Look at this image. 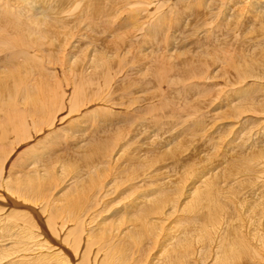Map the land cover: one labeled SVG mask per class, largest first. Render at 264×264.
<instances>
[{
  "label": "rangeland",
  "instance_id": "374dc122",
  "mask_svg": "<svg viewBox=\"0 0 264 264\" xmlns=\"http://www.w3.org/2000/svg\"><path fill=\"white\" fill-rule=\"evenodd\" d=\"M156 1L158 2V0H156ZM200 1L202 2V4H201V2H199V0H161L160 6L156 9H154L155 14H158V15L166 12L167 21L169 20L168 21L169 23L166 22V24L164 25V28H163V36L166 39L163 42L164 43L169 42L167 45L170 48L168 46L163 45L162 47H164V48L160 49V47H158L157 44L154 45L156 42L153 43L152 45H150V44L144 45V43H143L142 46H141V44L139 46L138 45L136 46L135 44H137V41L132 40V41H128L126 46H123V48H126V47L128 48L126 52H129V50H131V52L128 55H127V53H124V52L119 53L116 51L119 54V59H123V64H125L121 68V69H123L124 73H125L126 69L128 71V72L126 71L127 74L134 71V69H135L137 60L133 59L132 56H136V55L142 56V57H139L142 60H140V59L139 60L142 62V65L144 63V65H143L144 69H141L140 67L135 69L136 72H138V73L140 72L138 75L136 73V75H137L136 77H137V79L139 78L140 80L138 79V81H141V82H136V84L134 82H131L132 85H130V87L128 88V91H125V95L122 94L123 95L122 98L118 97L117 94L119 93V89L116 86H118V83L120 82L119 80H123V79H121V77L124 79H128L130 75L125 74L126 75V77H125L124 73L121 72L122 70L118 69V71L120 70L118 72L117 68H115V70L110 72V74H109L110 79H112V81H114V83L112 81H111L112 83L109 81L107 82L104 89L100 93V98L102 96L101 99H98L99 95H96L97 97L95 96L96 98L93 99L92 103L91 102L88 103V99L86 101L85 100L86 98H84L82 100V102L77 104L78 106H73L71 99H72V95L74 94L75 91H73V93H71V91L73 90V87H74V81H77L76 75H77V77L79 76L76 73L75 69L72 70L70 67H67L65 65L66 63L61 64V62H60L59 65H61V68H59L58 65L57 66L54 65L52 67L51 63L49 64V62L48 63L44 62V64H43V61H42L43 66H45V67H43V66L42 67L45 69L47 74L48 73L49 74L55 73L56 68H57L56 74H57V72L58 73L62 72V73L57 74L58 75L57 77H52V79H51V75H52L51 74L50 79L48 78L49 81H47L46 85H44V86L48 85L47 87L50 89V87L53 86V83H56L55 86L57 88H60V86L57 84V82H58L61 85V89L64 91V93L61 92V94H63V95L67 94L64 96V101L62 100L64 104L62 103L61 105H59V106L63 105L62 106L63 108L57 112V115H60L59 118L62 116L63 119L60 120V122L58 121L57 123H54V125H52L50 122L51 117H52V115H51L52 112L51 113L48 112L47 120L44 121V123H43L44 125L42 124L40 126L41 130L39 129V126L30 125V128H31L30 134L28 137H26V140H27V138H29L28 141H26L25 138L21 139V141H20V139H15L14 141H12L14 144L17 143V145H15V146L12 142H11L12 144H10L11 146H9V143L4 145V146L0 145V149H1L0 151L2 154L1 155V158H2L1 161L3 160V158H5L7 156L5 158L6 160L4 159V162L2 161V163H0V165L2 164V166H4L3 168H5V169L2 168V170H1L2 173L0 174V193H1L0 194V201L4 200L5 196L2 195V193L3 192L5 193V188H8V189H12V190L14 189L13 191H15L16 193L20 191L19 193H17L18 194L17 199H18L19 204H20L18 207H20V208H22L21 206H23V207H27V206L37 207V205H39L38 206L39 209L37 208V211L39 213V218L41 220L40 225L42 226V228L44 227L42 229V231H39V233H41L40 236L42 237L41 238L42 240H44L45 238L49 239L48 236H51L52 238H55V239H57L56 237L60 238V236H62V234H64V232H63L64 230H66V229L70 230L71 229V231H69V233L72 234L74 231V235H76L77 237H79V234L82 233L81 235L82 236L85 235V237H86L85 239L90 240V243H92L94 245V247L96 246L100 251H101V249H100V247H101L102 250H104L105 252H107V250H109V249L112 252H115L116 258L124 261L125 264H141L142 260H143L142 264H155V261H154L155 259H153L152 255L156 251V248H153V246L155 245L154 242L156 241L155 238L157 237L158 230H160L159 227H162V225L164 224L163 228L166 229L168 226H170V224L172 223V220H174V218L176 220V226L175 227L180 230V231H178V234L180 237L177 239L178 244L176 245V246H178V247H176L177 257L179 256V257L183 258V256L185 257V255H186L185 258H188V256H189L188 252H189L190 248H194V249L198 248V249H201L202 251H203V247H201V246H205L204 248H208L211 245L210 247L213 248L212 244H214V239H216V236H218L217 237L218 242H219V240H223L224 237H226L225 231L226 232L228 231L229 237H232L234 235L232 238V241L229 242L231 245H232V243H234V241L236 242V239H237L236 237L240 236L239 239L241 240V237L244 235V233L242 232L243 231V228H242L243 217L240 218L239 217L240 215L239 216L237 215V213H239L237 211L239 208H238V205L236 204V201H238L242 198H243L242 200H244L246 198H247V200L252 199L251 200L252 202L250 201L248 205H245V206H250V208H249L250 212L249 211L246 212V214L248 213L249 215H245L244 224L247 223V221H248V223H250L251 221L257 219V217L263 213V211H264V190H262V189H264V181H261L260 179L257 180L254 177V175H251V174L250 175L242 174L241 182L239 183V186H238L240 188L242 187V190L236 191L237 193L234 195V197H236V198L233 197V200L235 202L231 198L230 199L228 198L229 199V200L227 199L228 201L227 200H225L224 202L222 201L223 205L226 204L225 206H223V208H219V207H221L220 202L215 203L217 206L214 205V208L216 207L217 209L216 208L214 209L212 206H211V208H210V206L207 207L205 202H203L202 205H200V207L202 206L201 208L200 207L196 208V206H198L200 203L197 204V201L196 200L194 201L195 198H193L194 197L193 196V197H190L188 199V200H190L189 203L187 204L188 206L187 205H185V206L181 205L179 207V210H177L175 213H172L173 215H171V217H170V215L163 216V218L165 217L164 218L165 222L163 221L162 216H158L159 218L161 217V219L153 218L152 222L141 221V222H138L137 224L135 223V225L132 224L134 222L129 224L130 220H127L128 215L126 216V213H123V215H122V211L120 212L121 206L129 200V197H133L134 194H138L143 190L142 189L143 186L142 187H140V186L144 185L145 183L143 181L140 182V180L142 178L141 176H143L147 172L152 171L151 172L152 173V179H150V181H152V182L158 181L157 182L158 184L155 183L154 185H159L160 181L164 180V182H163L164 185H161V187H157L155 193H154V191H152L153 196L157 198L156 202L160 201L163 203V201H165V199L168 196H174V198H176L178 195H181L182 192L185 191L187 185L192 181V179L190 177L193 173L191 169H193L194 164L195 165L197 164L199 166L198 163H205L206 162L205 160L207 159L206 157L208 155H210V156L214 155L215 156L218 153L217 158L219 159L218 163L220 164L218 166L219 167L218 172L222 173V174H220V173L215 174L216 175L214 177L215 179H212L210 182H212V181L215 182L217 180V178L220 181L221 176L224 174L226 169L229 170L233 166L236 168L237 164H239L241 166H243V164H244V166H245L246 163L250 162V159H251V161L255 162L256 161V160H254L255 158H258L260 156H264V151H263L264 148H262V149L257 148L260 146V145L258 146V144H256V146H252V145H248L246 143L243 144L241 142L240 143L239 142L238 143L233 142L231 144H228L230 146V147L228 146V149L226 148V145L224 144L226 141V138H229V136L232 135V133L234 135L233 130H235L238 121H240V119H242L243 116L245 117V116L249 115V116L255 118L254 114L247 113L248 110L245 112H242V108H241V106H243L244 103H248L246 101H249V103L254 102V100L256 99V96L258 97V99H260L259 96L264 92V89H262L264 87V82H262V84H259V83H261L260 80L255 81V78L257 76L255 77V75H253V77L250 78L251 75H248V74L254 73L252 71L250 73H248L247 75H244L247 77L243 76V79H242V77L235 78L234 80H236L237 82L235 84L234 83L232 84L231 82H233V81H231L229 79V77H227L225 75L223 76L222 73L210 75L211 69L218 66V64L213 63L209 68H207L208 71L205 70L206 72H203V73L197 75L196 77H195V75H191L185 80L187 82H184V86L187 85V87H189V91H187L188 92L187 93V97H188L187 99L190 101L191 107L188 106V108H184L185 110L179 109L178 114H177V112H175V113L172 112V110H169V111L167 110L168 112L167 111L160 112V110H162V109H157V110H153V111L151 109H149L150 107L153 106L152 104L159 101L160 97H158V98L155 97V94H154V92L156 93V86L155 85L146 84L145 87L144 86L141 87L142 85H140V84L143 83L142 82L143 80H141V78L143 76L146 77L148 75V72L152 70L151 66H153L154 62L156 61V59L153 58L155 54H156L155 56H159V55L171 56L172 53H173L172 55L178 54V53L181 54L180 53L181 51H182V53H187V52L189 53L190 50L194 52V49H196L195 46L197 45V41L199 40L197 38H199V37L201 38V36H204V39H205L208 35H210V29L209 28L210 27L212 28L214 26V24L216 25V23H217V25H218L217 29L215 30V33H217L216 35H218V33L221 31V29L224 28V26H225L224 24L228 23L229 20L231 19V17H234L233 15H235V16L238 15L237 18L236 17H234V18L238 19L239 23L240 22H248L249 21L248 19H251L248 16V13L250 10H252L255 7V5H256L255 1H260V3L257 2V6H259V4H261L264 7V0H255V1L254 0L253 1L252 0H248V1L247 0H229V2H228V0H223V1L219 0L220 2L219 1L217 2V0H210L209 4L207 6L210 9L208 11L207 7H204V4H203L204 0H200ZM214 1H216V2H214ZM239 1L240 2L243 1V3H245V4L248 2L247 6H249V7H246V5L243 6V4L242 3L240 4ZM157 2H155V3L159 4V2L158 3ZM148 3H149V1H148ZM155 3L153 4L154 6H156ZM195 3H196V5H195ZM251 3H253V4H251ZM152 4L151 3L147 4V2H145V0H143V2L137 3L136 5H134V7L132 6L131 9L132 10L135 9V12H134L135 16L130 15V13H129L131 11L130 9L128 12L126 11L128 16L124 12L119 11L118 12V15H119L118 18L119 19L118 18L113 19L114 21H117L116 22L117 25L114 28L116 30L117 29H119V30L114 31V32L113 31L110 32L111 35L113 33L115 34V36L117 33L120 35L127 33L128 34L127 37L130 36L129 38H131V39H135V38L139 37L140 35L137 36L136 34H139V32H141L142 30L147 29L146 28L148 25L147 21L150 20V18H148V15H145L147 12H144V11H146V8H149V10H152L153 9ZM197 4L198 5L201 4V8ZM224 4H228V5H224ZM215 5H217V6H215ZM220 6H222V7H220ZM234 6H235V8H234ZM203 7H204V12H206L203 16H206V17L209 16V14L213 15V13H215L217 11L219 12V13L217 12L218 14L213 19L214 22L211 25H208L202 17H197L195 15V12L198 10H201ZM228 7H229V9H228ZM237 7H239L240 9H241V7H243V8L240 10ZM245 7H246V10H245ZM189 8L193 9L194 11L192 12V14H191V12H188V14H187L188 18L186 19V17H184V14L182 13V11L185 9H189ZM214 9H216V10H214ZM237 9H239V11L241 13L238 12ZM243 9L245 10V12ZM138 10L140 11V13H136ZM156 10H158L159 12L157 11V13H156ZM246 11H248V12H246ZM226 12H227V14H226ZM220 13H222V14H220ZM151 14H153V11L151 12ZM224 14L226 15V17ZM245 14H247V15H245ZM215 15L216 14H214V16ZM142 16H144L145 18H143ZM149 17H152V16L149 15ZM173 17H174V19H173ZM134 19H135V21H134ZM180 19L183 21H186V20L188 21L187 23H185L186 25L183 24V29L186 30L185 32H187L188 30L190 31V29H192V26L196 25V21L201 22V20H202L204 25L201 27V29L198 28L197 31H195L194 33L191 32L192 34L189 33L188 36H184V34L182 33L183 32L182 26H181V24H179L181 21ZM224 19H227V20H224ZM127 21H128V23H127ZM121 22H123V23H121ZM118 23H119V25H118ZM81 24L84 25V23H81ZM120 24H122V26ZM141 26L142 27L144 26V27L141 31L138 32L137 29H140ZM120 28H121V30H120ZM106 33L108 34V36L106 34L105 37H108L110 39L111 37H109V32H106ZM80 35L81 34H79V36ZM78 37L76 38L77 40L75 38H74L75 40L73 39L74 45H76L75 43H77L76 48H75L76 51L78 49L81 50V46L82 47L85 46V47L89 48L88 47L89 43H87L88 40L84 39V36H80V38L78 40ZM79 42H80V44H78ZM129 43H131V44H129ZM218 43H219V41L215 40V39H212L210 41L212 48L216 47ZM160 45H161V43H160ZM63 48H64V46H63ZM151 48H152V51H151ZM44 49L41 51V55L42 56L44 55V57H46L48 54V51H47V49H46V51ZM135 49H136V51H138L137 49H140V51L136 52ZM88 50L90 52H92L91 48H89ZM144 50H145V52H144ZM63 52H66V50H64ZM157 52H158V54H157ZM145 53H148L147 54L148 57L146 56ZM118 54H117V57H118ZM152 55H153V57H152ZM128 57L130 59H128ZM146 57H147V60H146ZM125 58H126V60H125ZM127 59L130 60L131 62L128 61ZM145 60L148 62L146 63ZM152 60L154 61L153 64H152ZM140 61L137 62L138 65H139V63H141ZM128 62L130 65L135 63L134 69H133V66H130L131 68L126 67L127 65L129 66ZM83 63L81 64V66L83 65ZM126 63H127V65H126ZM149 64H152V65L150 66ZM214 64H216V65L214 66ZM62 65H63V67L66 66L67 68H63ZM142 65H141V67H142ZM147 65H149V67H147ZM124 67H125V69H124ZM65 69L68 71H65ZM85 69H87V70H85ZM88 69H91V67L90 68L84 67L83 72L84 73H86L87 71L89 72L90 70H88ZM129 69H132V70L130 71ZM138 69H140V70H138ZM149 69H151V70H149ZM37 70H34L32 75L38 74L37 76H39V77H36V78L40 79L41 74L39 75V73H42V72L41 71L38 72ZM62 70L65 72V74L67 73L66 74L67 77L65 79H64V77H65L64 72ZM141 71H144V73H142ZM34 72H36L37 74ZM73 72H75L76 75ZM132 73H131V75H132ZM141 73L144 75H142ZM207 73H209V74L207 75ZM56 74H55V76H56ZM60 75L61 76L63 75L64 77L63 78L59 77ZM139 75H141L142 77ZM46 77H44V74H43L40 81H43V79H45ZM131 77L132 76H130V79H131ZM34 78H35V76H34ZM55 78H56V80H55ZM219 78H223V79H219ZM246 78L247 79L249 78L248 79L249 81ZM115 79L117 80L116 82H115ZM130 79H128V81H130ZM219 80H220V82L218 83ZM244 80H245V84L243 82ZM131 81H132V79H131ZM222 81H224V82H222ZM45 82H46V79H45ZM212 82H214V84ZM222 83L225 84V86H229L231 84L229 86L230 89H228L229 87H227V89H226V87H224ZM228 83H229V85H228ZM257 84L259 86V89H258ZM109 85L112 86L113 91H112L111 86L109 87ZM148 85H150V86H148ZM241 86H243V88H241ZM231 87H233V88L235 87L234 89L237 88L236 89L237 91L235 90L236 91L235 92L234 89ZM108 88H111V90ZM251 89H253V90H251ZM106 90H110V91H106ZM115 90H116V94L114 92ZM22 91H21L22 95L19 92L20 95L18 96V100H19V98L21 99L20 96H23L24 92L22 93ZM117 91H118V93H117ZM218 91H219V93H218ZM255 91L257 93H259L260 95H258V94L256 95ZM104 92H105V94L102 95V93H104ZM106 92H108V93H106ZM214 92H216V93H214ZM239 92L240 93L242 92V93L240 94ZM130 93H131V97H129ZM106 94H107V96L110 94H113V95H110V97H112V98L117 97V100H112V101L109 100L111 98H107ZM120 94H119V96H120ZM68 95H69V98H71V99H68ZM152 95H154V97H152ZM237 95H238L239 99H238ZM103 96H105V98H107L106 101L108 100L109 103L105 101V98L103 99ZM243 96L246 99H243ZM253 96H255V97H253ZM261 96L263 97V95H261ZM217 97L218 98L228 97L226 99H229L230 102H235L236 100H243L242 102H244V103H242L243 105L242 104L239 105L237 103L238 101H236L234 103L236 106L233 104L236 109L234 108V110H232L230 112L231 115H233L230 117L228 116V113H222V111L218 112L219 110L217 111L218 114L216 111L208 113L209 111H211L212 104L216 103L218 101ZM247 98H248V100H247ZM67 99L71 100V101H68ZM96 99H98V102H96L97 101ZM115 101H117V102H115ZM21 102H22V100H20V103L18 102V104H20V106H21ZM25 102H27V101L24 100V103ZM48 102H50V101H48ZM82 104H84V105H82ZM237 104H238V106H237ZM53 106L54 105H52V107ZM193 106H196L200 109L198 113L192 112ZM58 107H56L55 110ZM207 107L210 109H208ZM203 109H205V110H203ZM207 110H209V111L206 112ZM235 110L240 112V115L238 117H236L237 113L233 112ZM206 113H208V115ZM2 115H3V117H2ZM71 117H72L73 121L70 119ZM77 118L80 120H77ZM4 120H5V115L0 114V124H2V122ZM46 123H48V124L46 125ZM62 125L66 126L65 127L66 129L65 130L62 129V131H61V129H58V128H60V126H62ZM244 125H247V123H245ZM52 126H54V127L57 126V127H55V129H54ZM72 126H73V129H71ZM106 126L108 128L112 129V132H110V134H107V135L101 133L102 129L105 128ZM42 128H44L43 131H46L45 133H43ZM51 129L55 133L51 132L50 131ZM32 130H33V132H32ZM38 130H40V131H38ZM68 130H69V132H67ZM56 131L58 133H56ZM230 131H233V132H230ZM31 132L33 133V135H31L32 134ZM35 132L37 134L36 137H35V135H36ZM138 132L140 134H142V137H143L141 143H138V139H137V136H138L137 133ZM38 133H40V135ZM102 136L103 137L107 136V142L103 147L100 148L97 144H93L92 146H90L88 148L87 145H84V144H86V142H90L92 139H96V138H99ZM150 136H152V137H150ZM236 137H238V139L243 140L245 138H242V137H246V136H244L243 132L241 131V132H236ZM221 141L223 142L222 148H220V145H219L221 143ZM223 146L225 148L224 151H223ZM231 146H232V148H231ZM250 146L253 147V148H251V150L249 149ZM236 147H238L239 149ZM262 147H264V145ZM7 148H9V149H7ZM246 149H247V151H246ZM11 150L13 153H11ZM232 150H235V151L232 152ZM238 150H240V151H238ZM248 150H250L252 153L250 151L248 152ZM241 151L244 152V155ZM261 151H263V152H261ZM5 152H6V154H8V152H9V155H6V154L4 155L3 153H5ZM253 152H254V154H253ZM257 152L260 153L259 156H257L258 155ZM225 153H227V154H225ZM238 153L239 154L242 153V155H238ZM198 157H199V159H198ZM228 160H230V162ZM11 163H13V164H11ZM90 165L91 166L93 165V167H91ZM98 165H100V166H98ZM199 169L200 168L198 167V170H197L198 172H200ZM32 170L35 172H31ZM153 170H156V172ZM187 170L189 172H187ZM143 171H145V172L142 173ZM154 172H155V174H154ZM158 172H159V174H158ZM23 173L26 175H24ZM30 173L33 175H31ZM38 173H40V174H38ZM156 173H157V175H156ZM186 173H188V174H186ZM36 174L40 175V176H37ZM45 174H47L46 177H45ZM185 174H186V177H184ZM42 175L44 177L40 178V177H42ZM159 175H160V177L161 176L162 177L160 178ZM35 177H37V178H35ZM167 178H169L168 179L169 181L167 180ZM4 179H5V181H4ZM130 179H132V181ZM170 179H171V181H170ZM172 179L173 180L175 179V181H173ZM19 180H21V181H19ZM16 181H17V183H16ZM23 182H24V184H23ZM166 182L169 184H166ZM210 182H207V185L205 184L202 187V189H206L208 187V185L211 184ZM34 183H37V184H34ZM140 183H141V185L138 186ZM260 183L262 184L263 187L261 186ZM93 184H94V186H93ZM170 184L172 186H170ZM202 184H201V186H202ZM36 185L39 186V188ZM109 185H111V186H109ZM19 186H21V187H19ZM35 186L38 189H36ZM176 186H177V189H176ZM99 187L101 189H98ZM135 187H138L137 190L135 189ZM179 187H181V188H179ZM238 187H237V189H238ZM257 187H259L261 190V191H259L260 194H256L253 197L251 196L250 198H248L247 194H249L251 191H253V189L256 188L255 190H257V191L259 190V188H257ZM96 188H97V191L99 190V193H97L96 190H95L96 191V193H95L94 189H96ZM172 188H173V190H172ZM16 189H18V190L16 191ZM130 189H131V191H130ZM249 189H250V191H247ZM124 190H125V193L123 192ZM134 190H136L135 193H134ZM157 190L159 191V193ZM37 191L40 193H38ZM214 191H216V190H214ZM239 191L240 192L242 191V192L240 193ZM104 192L106 193V195L104 194ZM119 195L121 198H119ZM236 195L240 196V198ZM24 196H25V198H24ZM100 196L102 198H100ZM203 196H204V194H203ZM9 197H11L10 194H9ZM107 197H110L109 198L110 200L115 201V202L111 201L114 204L111 203V205L108 207V210L110 209L108 212H111L112 209H114L113 212L114 211L117 212V213L112 212L113 215H111L112 213H109L110 216L108 214L105 215L106 212L104 213V211H103V213H101L102 211L100 210L103 203H105V200H107L106 202H110V200ZM116 198H117V201L115 200ZM67 199H68V201H67ZM101 199H103L102 203L100 201ZM69 200H71L73 202V203L71 202L72 205L69 204L70 203ZM75 200H77V201H75ZM98 200H99V203H98ZM257 201L259 202L258 203L259 205L256 206ZM254 202H256V204ZM65 203H66V205H65ZM29 204H31V205H29ZM117 204H119L120 206ZM69 205H70V207H68L67 209H69V210L71 209V211L69 212L66 208H64V210H65L64 211L63 206L67 207ZM218 205H219V207H218ZM96 206H98V207L100 206V207L98 208ZM231 206H232V208H231ZM226 207L228 208V210H226L227 209ZM73 208L75 211L73 210ZM166 208L167 207H165L164 210ZM196 209H197V211H196ZM205 209H207V210H205ZM220 209H224V210H220ZM210 210L211 211L214 210V212H216V214H213L214 212L213 211L211 212ZM83 211H84V213H83ZM182 211H183V213H182ZM220 211H222L223 214L220 213ZM223 211H225V212H223ZM209 212H211L213 214L214 218L216 217L219 220H217L216 218L213 219L212 216L208 217L211 215V213H209ZM218 212H219V214H218ZM19 213L20 212L16 211V212L11 213L7 216H4L3 217L4 219H0V233H1L0 235L3 238L7 237L6 235H8V236L13 235L10 238L12 241L9 238H8V240L5 238V242H4L3 241L4 239L1 236H0V240H2L1 242L5 243V245L9 246L10 245L9 243L14 242V239H15V242H17V243L19 242V243L18 244L15 242L11 243L12 248L15 249V251L19 250L18 252H20V254H21L24 252L28 253V251L26 252L27 249L25 250V247H24L25 242H22L23 238H21L20 233L18 232L20 230V229L18 230V227L21 228L22 224H24V223L25 224L27 223L30 225L31 219L28 216L23 215V213H20V214ZM95 213H97V215H100V216H97ZM196 213L203 215V217H201V215L196 214ZM250 213H252V214H250ZM129 215H132V214H129ZM176 215H178L177 216L178 218L176 217ZM79 216H81V218ZM83 216H85V217L82 218ZM121 216H122V219H119V218H121ZM172 216H174V217H172ZM102 217H104V218H102ZM124 217H126V218H124ZM205 217L208 218L210 223H209V221H207V219ZM234 217H236V218H234ZM100 218L102 221L100 220ZM134 218H135V216H134ZM198 218H201V219H198ZM202 218H204V222H206L204 225H202V220H203ZM222 218H224V219H222ZM226 218L228 220L229 219L230 220L227 222ZM12 219H14V220L12 221ZM70 219H72V220L74 219V221L72 222V220H70ZM76 219L77 220L86 219V224L83 226V228L85 230L82 229L81 224L79 225V227L76 226V224L74 223ZM236 219H237V221H235ZM126 220H127V222H125L126 225H124L125 223L123 221H126ZM220 220H222V221H220ZM239 220H241V221H239ZM156 221H157V223H156ZM197 221H200V223L198 222L199 224L198 223L197 224L200 225L198 227L201 229V232L199 230V232H200L199 234L197 232H194L192 237L191 236H189L190 238L186 237L187 232H185V231L183 232V229H185L186 227H183V224L185 226L189 227V229H188V231H189L191 229V226L197 227V224L196 225L194 224V222H197ZM211 221H213L215 224L213 223V225H211ZM217 221H219L220 224ZM233 221H235V222H233ZM15 222L18 223V227H16L17 229L13 230V227L17 225V224L13 225V224H15ZM100 222H102V223H100ZM103 222L105 223L104 226H103ZM106 222H108V224H106ZM240 222H242V223H240ZM52 223L56 226V228L54 227V225H51ZM116 223L118 225H116ZM144 223L147 224L146 225L147 228L145 227ZM178 223H179V225H178ZM224 223H226V224H224ZM5 224H6V226L8 224V226L4 227ZM130 225L131 226L133 225L132 228ZM223 225H225V227ZM234 225H236V226H234ZM51 226L55 229H51L52 228ZM135 226H137L136 227L137 229H133ZM210 226L212 228L214 227L211 231H210L211 228H209ZM231 226L233 227L234 232H233ZM2 227H4V228H2ZM60 227H61V229H60ZM74 227H77V228H74ZM119 227H120V229H118ZM148 227H152V228L154 227V228L150 229ZM230 227H231V229H230ZM235 227L236 228L240 227V231L243 233V235L241 232H239V230H238L239 228L235 229ZM5 228L8 230H6ZM110 228H112V229H110ZM113 228L115 230H113ZM144 228H146V229H144ZM216 228H218V229H216ZM224 228H225V230H224ZM122 229H125L124 232L122 231ZM203 229L208 231V232H206V231L204 232V234L206 233L207 235L206 234L203 235V232H202V231H204ZM9 230L12 231V233H10ZM16 230H17V234L14 233V231H16ZM51 230H53V231L51 232ZM116 230L118 231V233ZM229 230H230V232H229ZM4 231H5V233H7L6 235L3 233ZM60 231H61V235H60ZM81 231H83V232H81ZM55 232H57V233H55ZM76 232H78V233H76ZM119 232H122V233H119ZM125 232H126V234H125ZM162 232H164V231L162 230L161 233ZM210 232H211V234H213V232H215V233L217 232V235H215V233H214L213 234L214 236H213L210 234ZM69 233H68V235H67V232L65 234L64 241L66 239L70 238L69 240L65 241V244L68 245V243H69L68 246L71 245V247L76 246L77 244L73 242V239H74V238H72L73 234L69 235ZM83 233H85V234H83ZM103 233H104V236L102 235ZM131 233L133 234L132 235L133 237H131ZM15 234H16V236H14ZM107 234L109 236H107ZM140 234H142V238H141ZM155 234H156V236H155ZM200 234H201V237L203 236L202 238H204V237L205 238L202 239L200 237ZM120 235L123 238H121ZM101 236H103L106 240H104V238H102ZM211 236H213V237H211ZM206 237L209 238V240H207V242H209V243L206 242V239H207ZM93 238H95V239L93 240ZM185 238L191 239V241L188 240L189 243H187L186 242L187 240ZM197 238H198V241L193 242ZM220 238H222V239H220ZM249 238H245L244 240H242L243 242L241 244V247L244 248L246 250V252L249 253V254L246 253L247 257L246 256L244 257L245 264H264V260H263V257H264V251H263L264 250V238H262L261 235H257V233H254ZM25 239H26V237H25ZM201 239H202V241H201ZM210 239H211V241H210ZM253 239L257 240V241H254ZM262 239H263V241H261ZM212 240H213V242H212ZM132 241H133V243H132ZM138 241L140 242V244ZM173 241H174V239H172L171 243H173ZM244 241L247 242L248 245L250 243L254 242L253 243L254 246L252 244L249 245L250 247L245 246L246 244H243V243H245ZM49 242L52 243L51 240H49ZM82 242H83V240L80 241V244ZM202 242H204L205 244ZM220 242H222V241H220ZM257 242H258V244H257ZM72 243H74V245ZM195 243H197V247H196ZM14 244L17 245V249H16ZM256 244H257V246L259 245V247L256 246L257 247L256 248L255 247ZM180 245H181V247H183L185 245L186 246L181 248ZM131 246H132V248H131ZM79 247H80V245H79ZM81 247H82V244H81ZM139 247H140V249H139ZM247 247L250 248V250ZM12 248L10 249V251L13 250ZM124 248H125V251H124ZM184 248H185V250H183ZM20 249L22 251H20ZM256 249L259 252L260 256H259V254H256V253H258L257 251H254ZM186 251H187V253H186ZM253 253L256 256L253 255ZM187 254H188V256H187ZM142 256H143V258H142ZM250 257H251V259H250ZM6 258L7 257H5L3 260H5ZM138 261H139V263H138Z\"/></svg>",
  "mask_w": 264,
  "mask_h": 264
},
{
  "label": "bare ground",
  "instance_id": "6f19581e",
  "mask_svg": "<svg viewBox=\"0 0 264 264\" xmlns=\"http://www.w3.org/2000/svg\"><path fill=\"white\" fill-rule=\"evenodd\" d=\"M148 1H149V3H148ZM218 1L219 0H217V2ZM220 1H223V0H220ZM141 2H143V0H140V1L139 0H0V114L5 115V120L2 122V124H0V145L1 146H4L8 143H9V146H11L10 144H12L13 143L12 141H14L15 139H20V141H21V139L25 138V140H26V137H28L30 134V129H31L30 125L39 126V129H40L41 128L40 126L44 123L45 120H47L48 112H50V113L52 112L51 113V115H52L51 121L49 120L52 125H54V123H57L58 121L60 122V120L63 119L62 116L59 118L60 115H57V112L63 108L62 107L63 105L62 106H59V105H61L63 103L64 96L67 94H64V95L61 94V92L64 93V91L61 89V85L58 82H57V84L60 86V88H57L55 86L56 83H53V86L50 87V89L47 87L48 85L44 86V85H46L47 81H49L51 74H52L51 75V79H52V77H57L58 76L57 74L62 73V72H59V73L57 72V74H56V70H57V68H56L55 73H51V74L48 73L49 74L48 75L46 73L45 69L43 68V67H45V66H43L44 62H46V63L49 62V64L51 63L52 67L54 65H56V66L58 65L59 68H61V65H59L60 62H61V64L66 63L65 65L67 67H70L72 70L75 69L76 73L79 76L77 77L75 72H73L76 75L77 81H74V87H73V90L71 91V93H73V91H75V92L72 95V99L69 98V95H68V99L72 100L73 106H78L77 104L82 102V100L84 98H86L85 99L86 101L88 99V103L89 102L92 103L93 99L97 97L96 95H99L98 99H101L102 98V96L100 98L101 91L104 89V87L108 81L109 82L112 81V79H110V77H109L110 72L114 71L115 68H117V71H118V69H120V70H122L121 72H123V69H121V68L125 64H123V59H119V54L117 52H119V53L124 52V53H127V55H128L131 52V50H129V52H126L128 48L127 47L123 48V46L127 45L128 41H132V40L137 41V44H135L136 46L137 45L139 46L140 44L142 46L143 43H144V45L145 44L152 45L155 42L156 43L154 45L157 44L158 47H160V49L164 48V47H162L163 45L168 46L167 44L169 42H167V43L165 42L166 44L163 42L164 40H166L163 36V28H164V25L166 24V22L169 21V20L167 21L166 12L161 13L159 15L155 14V12H154V9H156L160 6L161 0H158L159 4L155 3V2H157L156 0H145V2H147V4H150V3L152 4L154 2L156 6H154L153 5L154 3H153L152 4L153 9L152 10H149V8H146V11H144V12H147L146 14L145 13L144 14L148 15V18H150V20L147 21V24L149 26L148 25H147V27L145 26L147 28V29L144 28L145 30H142L144 26L143 27L141 26V28L139 27L140 29H137L138 32L142 30L141 32H139V34H136L137 36L140 35L139 37H137L135 39H131V38H129L130 36L127 37V35H128L127 33H124L123 35H120L117 33L116 36L113 33L111 35L110 32H112V31L114 32V31L119 30V29L116 30L114 28L117 25V23H116L117 21L113 20L114 18L119 17L118 12L122 11L128 16L127 12L130 9L131 10L129 12L130 15L135 16V14H134L135 9L132 10L131 7L132 6L134 7V5H136L137 3H141ZM199 2H201V1L199 0ZM209 2H210V0L209 1L204 0V2H203L204 7H207ZM214 2H216V1H214ZM228 2H229V0H228ZM257 2L260 3V1H255L256 5L254 8L251 6L253 9L250 7L252 10L249 11L248 16L251 19H248L249 20L248 22H240L239 23V20L234 18V17L237 18L238 15L237 16L233 15L234 17H231L229 22L224 24L225 25L224 28L221 29V31L218 33V35H216L217 33H215V30L217 29L218 25H217V23H216V25L214 24V26L212 28L211 27L209 28L210 29V35H208L205 39H204V36H201V38L200 37L197 38L199 40L197 41V45L195 46L196 49H194V52L190 50L191 53L190 52L189 53L188 52L182 53V51H181L180 52L181 54L178 53V54L172 55L173 54L172 53L171 56H161V55L155 56L156 54L154 55L153 54L154 52H153L152 54L154 55V57H153V55H152V57L154 59H156V61L154 62L152 60V64L154 62L153 66H151L152 64H149L152 67V70L149 69L151 71L148 72V75L146 77L145 76L142 77L141 75H139L142 77L141 80H143L142 84L139 83L140 85H142L141 87H143V86L145 87L146 84L155 85L156 86V93L154 92L155 97L156 98L160 97L159 101L152 104L153 106L150 107L149 109H151L152 111L157 110V109H162V110H160V112L172 110V112H174V113L177 112V114H178L179 109L188 108V106L191 107L190 101L187 99L188 98L187 97V93H188L187 91H189V87H187V85L184 86V82H187L185 80L191 75H195V77H196L197 75H199L203 72H206L205 70H207V68H209L213 63L218 64V66L211 69L210 75L222 73L223 76L225 75V76L229 77V79L231 81H233V82H231L232 84L233 83L235 84L237 82L236 80H234L235 78L242 77V79H243L244 75H247L248 73H250L252 71L254 73L248 74V75H251L250 78H252L253 75H255V77L257 76L256 77L257 79L255 78V81L260 80L261 83H259V84H262V82H264V7L261 4H259V6H257ZM241 3L243 4V6L246 5V7H249V6H247L248 2L245 4L242 1V2H240V4ZM253 3H251V4H253ZM201 4H202V2H201ZM201 4H199V5L197 4V5L201 8ZM195 5H196V3H195ZM224 5H228V4H224ZM215 6H217V5H215ZM204 7L201 10L196 11L195 15L197 17H202L208 25H211L214 22L213 19L217 16V14L219 12L217 11L218 13L215 12V13H213V15L209 14V16L206 17V16H203L206 13V12H204ZM220 7H222V6H220ZM246 7H245V10H246ZM234 8H235V6H234ZM237 8H239V7H237ZM242 8L243 7H241V9ZM228 9H229V7H228ZM239 9H237L238 12H240ZM207 10L208 11L210 10L209 7H207ZM214 10H216V9H214ZM245 10H244V12H245ZM152 11H153V14H151ZM157 11L158 10H156V13H157ZM193 11H194L193 9L189 8V9L183 10L182 13L184 14V17H186V19H187L188 18V15H187L188 12H191V14H192ZM246 12H248V11H246ZM136 13H140V11L138 10ZM214 14H216V15L214 16ZM220 14H222V13H220ZM226 14H227V12H226ZM149 15H151L152 17H149ZM245 15H247V14H245ZM142 17L145 18L144 16H142ZM225 17H226V15H225ZM173 19H174V17H173ZM224 20H227V19H224ZM134 21H135V19H134ZM187 22H188L187 20L186 21L181 20L179 23L182 26V31H183L182 33L184 34V36H188V34L191 32L194 33L195 31H197L198 28L201 29V27L204 25L202 20H201V22L196 21V25H193L192 29H190V31L188 30L187 32H185L186 30L183 29V24H185ZM81 23H84V25ZM121 23H123V22H121ZM127 23H128V21H127ZM118 25H119V23H118ZM120 25L122 26V24H120ZM120 30H121V28H120ZM106 32H109V37H111L110 39L108 37H105L107 34ZM79 34H81L80 36H84V39L88 40V42L87 41L86 42L89 43L88 47L91 48L92 52H90L88 50L89 48H87L85 46L84 47L81 46V50L78 49L76 51L75 48H76L77 43H75L76 45H74L73 41L79 36ZM80 36L78 37V40H79ZM107 36H108V34H107ZM212 39L219 41L217 46L214 48H212V45L210 44V41ZM159 42L161 43V45ZM78 44H80V42ZM129 44H131V43H129ZM63 46H64V48H63ZM43 49L45 51L47 49V51H48V54L46 57H44V55L43 56L41 55V51ZM64 50H66V52H63ZM137 50L140 51V49H137ZM135 51H136V49H135ZM138 51H136V52H138ZM151 51H152V48H151ZM144 52H145V50H144ZM117 54H118V57H117ZM145 54L147 56L148 53H145ZM157 54H158V52H157ZM132 57H133V59H136L137 62L142 60L141 58H139L142 56L136 55V56H132ZM147 57H146V60H147ZM128 59H130V58L128 57ZM125 60H126V58H125ZM42 61H43V64H42ZM128 61H130V60H128ZM137 62H136L135 69H137L139 67L141 69H144V66H143L144 63L142 65V62L140 61L141 63H139V65H138ZM147 62L148 61H146V63ZM82 63H83V65L81 66ZM128 64H129V62H128ZM140 64L142 65L143 68L141 67ZM216 64H214V66ZM126 65H127V63H126ZM134 65H135V63L131 64V65L129 64V66L127 65L126 67L133 66V69H134ZM149 65H147V67H149ZM66 66L63 67V65H62L63 68H67ZM84 67H89V68L91 67V69H88V70H90L89 72L87 71L86 73H84L83 72ZM124 69H125V67H124ZM135 69H134V71H132L133 73L130 72L132 69H129L130 70L129 74H127V72H128L127 69H126L127 72L126 71H125V73L123 72L125 77H126V75L132 76L131 77L132 81L130 79V76L128 78V79H130V81H128V79H124L121 77V79H123V80H119L120 82L118 81L119 82L118 86H116L119 89V93L117 91L118 97L122 98V96L125 95V91H128V88L130 87V85H132L131 82H134L135 84H136V82H141V81H138L139 78L137 79V77H136L140 72L139 73L136 72ZM34 70H37L38 72H40V71L42 72V73H39V75L41 74V78H42L43 74H44V77H46L48 75L45 78L46 82H45V79H43V81H40L41 78L40 79L36 78V77H39V76H37L38 74L36 72H34V73H36L37 75H32ZM85 70H87V69H85ZM138 70H140V69H138ZM65 71H68V70L65 69ZM141 72L144 73V71H141ZM131 73H132V75H131ZM136 73H137V75H136ZM55 74H56V76H55ZM66 74L64 72L65 77L63 75L62 76L60 75L59 77H62V78L64 77V79H65L67 77ZM208 74L209 73H207V75ZM142 75H144V74H142ZM34 76H35V78H34ZM244 77H247V76H244ZM223 78H219V79H223ZM55 80H56V78H55ZM116 81L117 80L115 79V82ZM224 81H222V82H224ZM112 82L114 83V81H112ZM219 82H220V80L218 81V83ZM243 82L245 84V80ZM212 83L214 84V82H212ZM150 85H148V86H150ZM228 85H229V83H228ZM110 86L111 85H109V87ZM223 86L226 87V89H227V87H229V86H225V84H223ZM257 86H258V84H257ZM111 88H112V86H111ZM111 88H108V89L111 90ZM231 88H233V87H231ZM241 88H243V86H241ZM228 89H230V87ZM236 89H234V91ZM258 89H259V86H258ZM262 89H264V87ZM110 90H106V91H110ZM251 90H253V89H251ZM21 91H22V93L23 92L24 93H23V96H20L21 99L19 98V100H18V96L21 94ZM112 91H113V88H112ZM19 92H20V94H19ZM114 92L116 94V90ZM106 93H108V92H106ZM214 93H216V92H214ZM218 93H219V91H218ZM103 94H105V92L102 93V95ZM119 94H120V96H119ZM257 94L260 95L259 93L256 92V95ZM110 95H113V94H110ZM110 95L107 96V94H106L107 98H111L109 100H111V101L117 100V97L112 98V97H110ZM261 95H263V97ZM261 95L259 96L260 99H258V97L256 96V99L254 100V102H251V103H249V101H246L248 103H244V102H242L243 100H236V101H238L237 103L239 105L244 103V105L242 104L243 106H241L242 112H245L248 110L247 113L254 114L255 118L247 115L245 117L243 116L242 119H240V121H238L235 130H233L234 135L232 133V135H230L229 138H226V141L224 143L226 145L227 149L229 146L228 144H231L233 142H235V143L241 142L243 144L246 143V144L252 145V146H256V144H258V146L259 145L260 146L257 148H259V149L264 148V147H262L264 145V92ZM129 97H131V93H130ZM152 97H154V95H152ZM237 97H238V95H237ZM253 97H255V96H253ZM104 98H105V96H103V99ZM107 98H105V101ZM226 98H228V97L218 98V101L216 103L212 104L211 111L207 110L206 112H208V111H209L208 113L213 112V111L217 112L219 110L218 112L222 111V113H228L229 117L233 116V115H231L230 112L232 110H234V108L236 106L234 103L236 101L230 102V100L226 99ZM98 99H96L97 100L96 102H98ZM238 99H239V97H238ZM243 99H246V98H244V96H243ZM20 100H22V102H23V103L21 102V106H20V104H18V102L20 103ZM24 100H26L27 102L24 103ZM71 100H68V101H71ZM247 100H248V98H247ZM48 101H50V102H48ZM106 102L109 103L108 100ZM115 102H117V101H115ZM238 104H237V106H238ZM52 105H54L53 106L54 108L52 107ZM82 105H84V104H82ZM56 107H58V108L55 110ZM208 109H210V108H208ZM199 110L200 109L196 106H193V108H192V112H194V113L195 112L198 113ZM203 110H205V109H203ZM218 112H217V114H218ZM233 112L237 113L236 117H238L240 115V112H238L237 110H235ZM208 113H206V114L208 115ZM2 117H3V115H2ZM72 117L70 118L71 120H72ZM77 120H80V119L77 118ZM245 123H247V125H244ZM47 124L48 123H46V125ZM52 127L55 129V127H57V126H55V127L52 126ZM65 127L66 126L62 125L58 129H61V131H62V129L63 130L66 129ZM43 129L44 128H42V131H43ZM71 129H73V126ZM40 130H38V131H40ZM50 131L53 132L52 129ZM102 131H101L102 134L107 135V134H110V132H112V129L108 128L106 126L105 128L102 129ZM233 131H230V132H233ZM241 131L243 132L244 136H246V137H242V138H245L243 140L238 139L239 136L236 137V132H241ZM32 132H33V130H32ZM45 132L46 131H43V133H45ZM67 132H69V130ZM53 133H55V132H53ZM56 133H58V132L56 131ZM35 134H36V132H35ZM38 134L40 135V133H38ZM139 134L140 133L138 132L137 133V135H138L137 139H138V143H141L143 137H142V134H140V135ZM31 135H33V133ZM36 136H37V134L35 135V137ZM152 136H150V137H152ZM28 139L29 138H27L26 141H28ZM222 141L219 144L220 148H222V145H223ZM106 142H107V136H105V137L102 136V137H99L96 139H92L90 142H86V144H84V145H87L89 148L93 144H97L101 148L106 144ZM15 145H17V143L14 144V146ZM231 148H232V146H231ZM236 148H238V147H236ZM251 148H253V147L250 146L249 149L251 150ZM7 149H9V148H7ZM224 149L225 148L223 146V151H224ZM250 150H248V152ZM233 151H235V150H232V152ZM238 151H240V150H238ZM246 151H247V149H246ZM263 151H261V152H263ZM11 153H13L12 150H11ZM227 153H225V154H227ZM242 153L244 155V152H242ZM242 153H240V154L238 153V155H242ZM3 154L5 155L6 152ZM253 154H254V152H253ZM257 154H258L257 156L260 155V153H258V152H257ZM1 155L2 154L0 151V163H2V161L4 162V159L7 157L6 156L1 161V159H2ZM6 155H9V152ZM217 157H218V153L215 156L214 155H211V156L208 155L206 157L207 159L205 160L206 162L204 161L205 163H198L199 166L197 164L196 165L194 164L193 169H191L193 173L191 172L192 175L190 177L192 179V181L187 185L185 191L182 192L181 195L177 194L178 196L177 197L175 196L176 198H174V196H168L165 199V201H163V203L160 201L156 202L157 198L153 196L152 191H154V193H155L157 187H161V185H164V183H163L164 180L160 181V183H159L160 186L154 185L155 183L158 184L157 183L158 181L157 182L156 181H154V182L150 181V179H152V173H151L152 171L145 173L143 175L144 177L141 176L142 177V178L140 177L141 180L139 179L140 182L143 181L145 184L144 185H141V183L139 185L137 184L138 186L141 185L140 187L143 186L142 187L143 190L141 189L142 191L140 190L141 191L140 193L134 194V196L132 195L133 197H129V200L121 206L120 212L122 211V215H123V213H126V216L128 215L127 220H130L129 224L134 222L132 224L135 225V223L137 224L138 222H141V221L152 222L153 218H159L158 216H162V218H163V216L170 215V217H171V215H173L172 213H175L177 210H179V207L181 205H183V206L187 205L190 201L188 199L190 197H193V196H194L193 198H195L194 201L196 200L197 204L200 203L198 206H196V208L200 207V205H202L203 202L206 203L207 207L210 206V208H211V206L214 208V205H216L215 203L220 202L221 207H219V205H218V207L223 208V206L226 205L225 204L226 202L224 203L225 205H223L222 201L224 202L228 198L229 199L231 198L233 200L234 195L237 193L236 191L242 190V187L241 188L238 187L239 183L241 182L242 174H247V175L251 174V175H254V177L257 180L260 179L261 181H264V156H260V157L254 159V160H256L255 162L251 161V159H250V162L246 163L245 166H244V164H243V166L237 164L236 168L233 166L229 170L226 169L224 174L221 176L220 181L217 178V180L215 182H213V181L210 182L212 179H215L214 178L216 176L215 174L220 173V172H218L219 171L218 166L220 164L218 163L219 159ZM198 159H199V157H198ZM228 161L230 162V160H228ZM11 164H13V163H11ZM98 166H100V165H98ZM197 166L200 168L199 169L200 172L197 171L198 170ZM3 167L4 166H2V164H1L0 165V168H1L0 171L2 170ZM91 167H93V165ZM3 169H5V168H3ZM33 170L31 172H35ZM153 171L156 172V170H153ZM144 172L145 171H143L142 173H144ZM155 172H154V174H155ZM187 172H189V171L187 170ZM1 173H2V171L0 172V174ZM38 174H40V173H38ZM158 174H159V172H158ZM186 174H188V173H186ZM186 174L184 177H186ZM220 174H222V173H220ZM24 175H26V174H24ZM31 175H33V174H31ZM46 175L47 174H45V177H46ZM156 175H157V173H156ZM37 176H40V175H37ZM43 177L44 176L42 175V177H40V178H43ZM159 177H160V175H159ZM35 178H37V177H35ZM168 179L169 178H167V180ZM130 180L132 181V179H130ZM4 181H5V179H4ZM19 181H21V180H19ZM170 181H171V179H170ZM173 181H175V179ZM207 182H210L211 184L208 185V187L206 189H202V187L205 184L207 185ZM16 183H17V181H16ZM23 184H24V182H23ZM34 184H37V183H34ZM166 184H169V183L166 182ZM201 184H202V186H201ZM93 186H94V184H93ZM109 186H111V185H109ZM170 186H172V185L170 184ZM261 186H262V184H261ZM19 187H21V186H19ZM37 187L39 188V186H37ZM37 187H36V189H38ZM237 187H238V189H237ZM137 188L138 187H135L136 190H137ZM179 188H181V187H179ZM257 188H259V187H257ZM98 189H101V188L99 187ZM176 189H177V186H176ZM255 189H253V191H251L249 194H247L248 198H250L251 196L253 197L256 194H260V192H259V191H261L260 188L258 191ZM13 190L5 188V193L7 195L4 192L2 193V195L5 196V198L3 201H0V219H4L3 218L4 216H7V215L14 213L16 211L23 213V215H26L31 219L30 225L27 223L26 224L24 223V224H22L21 228L18 227V223H16V222H15V224H13V225L17 224L16 226L13 227V230L17 229L16 227H18V230L20 229L18 232L20 233L21 238H23L22 242H25L24 247H25V250L27 249L26 252L28 251V253H25L23 251L24 253L20 254V252H18L19 250L15 251V249L12 248L11 243H14L15 239H14V242L9 243L10 244L9 246L5 245V243H2L1 242L2 240H0V264H125L124 261L117 259L115 256V252H112L110 249L109 250L106 249L107 252H105L104 250H102L101 247H100L101 251L96 246L94 247V245L92 243H90V240L85 239L86 238L85 235H83V236L81 235L82 233H80L79 237H77L76 235H74V231H73V233H72L73 234L72 238H74L73 242L76 243L77 245L75 244L76 246H72V247H71V245L68 246L69 243H68V245H66L65 241L69 240L70 238H68L64 241L65 234L67 232V235H68V233H69V231H71V229L70 230L66 229L67 231L64 230L63 231L64 234H62V236H60V238L56 237L57 239H55V238H52L51 236H48L49 239L45 238L44 240H42L41 239L42 237L40 236L41 233H39V231H42V229L44 227L42 228V226L40 225L41 220L39 218V213L37 211V208L39 209V207H38L39 205H37V207H35V206H30V207L29 206H27V207L21 206L22 208L18 207L20 204H19V201L17 199L18 198L17 193H19L20 191L16 193ZM17 190L18 189H16V191ZM95 190L97 191V188L94 189V191ZM136 190H134V193ZM172 190H173V188H172ZM214 190H216V191H214ZM262 190H264V189H262ZM96 191H95V193H96ZM130 191H131V189H130ZM247 191H250V189ZM123 192L125 193V190ZM8 193L10 194L11 197H9ZM38 193H40V192H38ZM97 193H99V190L97 191ZM158 193H159V191H158ZM104 194L106 195L105 192H104ZM203 194H204V196H203ZM25 196H24V198H25ZM236 196H238V195H236ZM238 197L240 198V196H238ZM100 198H102V197L100 196ZM107 198L109 199L110 197H107ZM119 198H121L120 195H119ZM234 198H236V197H234ZM242 199L236 201V204L238 205V208H239L237 210L239 212V213H237V215L238 216L240 215L239 216L240 218L243 217V221H242L243 222V224H242L243 231L242 232L244 233V235L240 231V227H238L239 229L235 227V229H238L239 232H241L243 235V236L241 235L242 236L241 240L239 239L240 236L236 237L237 238L236 242L234 241V243H232V245H231L229 242L232 241V238L234 235L233 236L231 235L232 237H229L228 231L227 232L225 231L226 237H224L223 240H219V242H218L217 241L218 236H216V239H214V244H212L213 248L210 247L211 246L210 244L213 242V240H212V242L209 244L210 246L208 248H204L205 246L200 245L201 247H203V251L201 249H198V248H196V249L190 248V250L188 252L189 256L187 254L188 258H185L186 255H185V257L183 256V258L179 257V256L177 257L176 247H178V246H176V245L178 244L177 239L180 237L178 234V231H180V230L175 227L176 226V220L174 218V220H172V223L174 225L171 223L170 226H168L166 229L163 228L164 224L162 225V227H159L160 230H158L157 237L155 238L156 241L154 242L155 245L153 246V248H156V251L152 255L153 259H155L154 260L155 264H245L244 257L246 256V253H248V252H246V250L241 247V244L243 242L242 240H244L245 238L251 237V235H253L254 233H257V235H261V237L264 238V236H263L264 235V211L262 214H260L257 217V219H255L256 218L255 217L254 218L255 220L251 221L250 223H248V221H247V223L244 224L245 215H249L248 213L246 214V212L249 211V208H250V206H245V205H248L252 199H250V200L249 199L247 200V198L244 200H242ZM115 200L117 201V198ZM67 201H68V199H67ZM75 201H77V200H75ZM100 201L102 203L103 199H101ZM106 201L107 200H105V203H103L100 210L102 211L101 213H103V211H104V213L106 212L105 215L106 214L109 215V213H112L114 209H112L111 212H108L110 210V209L108 210V207L111 205V203L114 204L113 202H111L114 200H110V202H106ZM69 202L68 203L70 205H72L73 202L71 200H69ZM98 203H99V200H98ZM254 203L256 204V202H254ZM258 203L259 202L257 201L256 206L259 205ZM29 205H31V204H29ZM65 205H66V203H65ZM70 205L67 207L63 206V210H64V208L67 209L68 207H70ZM117 205H119V204H117ZM96 207H98V206H96ZM165 207H167V208L164 210ZM231 208H232V206H231ZM67 210L69 212L71 211V209L70 210L67 209ZM73 210H74V208H73ZM205 210H207V209H205ZM220 210H224V209H220ZM226 210H228V208ZM196 211H197V209H196ZM212 211L214 212V210H212ZM114 212H116V211H114ZM211 212H209V213H211ZM223 212H225V211H223ZM83 213H84V211H83ZM113 213L111 215H113ZM182 213H183V211H182ZM220 213H222V211H220ZM95 214L97 215V213H95ZM129 214H132V215H129ZM196 214H199V213H196ZM213 214H216V212H214ZM213 214L211 213V215L208 217L212 216V218L215 219L216 217L214 218ZM218 214H219V212H218ZM250 214H252V213H250ZM199 215H201V214H199ZM97 216H100V215H97ZM134 216H135V218H134ZM177 216L178 215H176V217ZM79 217L81 218V216H79ZM84 217L85 216H83L82 218H84ZM172 217H174V216H172ZM201 217H203V215H201ZM102 218H104V217H102ZM124 218H126V217H124ZM164 218H163V221H164ZM227 218H226V220L228 222L230 219L228 220ZM234 218H236V217H234ZM74 219L73 220L70 219V220H72V222H73ZM119 219H122V216ZM159 219H161V217ZM198 219H201V218H198ZM202 219H203L202 225H204L206 222H204V218H202ZM206 219H207V221H209L208 218H206ZM222 219H224V218H222ZM13 220L14 219H12V221ZM100 220H101V218H100ZM127 220L123 221V222L125 223V222H127ZM217 220H219V219H217ZM241 220H239V221H241ZM220 221H222V220H220ZM235 221H237V219ZM235 221H233V222H235ZM198 222L200 223V221H197V222H194V224L196 225ZM217 222L220 224L219 221H217ZM242 222H240V223H242ZM74 223L76 224L77 227H79V225L81 224L82 229H84L83 226L86 224V219H82V220L76 219ZM100 223H102V222H100ZM156 223H157V221H156ZM209 223H210V221H209ZM213 223L214 222L211 221V225H213ZM106 224H108V222H106ZM198 224H197V227L191 226V229L189 231H188L189 227H187L183 224V227H186L185 229H183V232L185 231L188 233V234L186 233V235H187L186 237L190 238L189 236L192 237L194 232H197L198 234L201 232V229L198 227L200 225H198ZM224 224H226V223H224ZM51 225H54V224L52 223ZM104 225H105V223L103 222V226ZM116 225H118V224L116 223ZM124 225H126V223ZM146 225L147 224H145V227L147 228ZM178 225H179V223H178ZM5 226H6V224L4 225V227ZM7 226H8V224H7ZM132 226H131V228H132ZM223 226L225 227V225H223ZM234 226H236V225H234ZM4 227H2V228H4ZM54 227L56 228L55 225H54ZM77 227H74V228H77ZM136 227L137 226H135L133 229H137ZM231 227H230V229H231ZM55 228L52 227L51 229H55ZM146 228H144V229H146ZM148 228L151 229L152 227H148ZM209 228H211L210 229V231H211L214 227L212 228L210 226ZM60 229H61V227H60ZM110 229H112V228H110ZM118 229H120V227ZM216 229H218V228H216ZM6 230H8V229H6ZM113 230H115V229L113 228ZM124 230L125 229H122L123 232H124ZM162 230L164 232L161 233ZM199 230H200V232H199ZM203 230H204V231H202L203 235H205L206 233L204 234V232L206 230L205 229H203ZM224 230H225V228H224ZM232 230H233V227H232ZM52 231L53 230H51V232ZM78 232H76V233H78ZM81 232H83V231H81ZM206 232H208V231H206ZM229 232H230V230H229ZM233 232H234V230H233ZM3 233L5 235L7 234V233H5V231ZM10 233H12V231H10ZM14 233L17 234V230L14 231ZM55 233H57V232H55ZM117 233H118V231H117ZM119 233H122V232H119ZM214 233L215 232H213V234ZM16 234L14 236H16ZM70 234L71 233H69V235ZM83 234H85V233H83ZM125 234H126V232H125ZM210 234H211V232H210ZM213 234H211V235H213ZM60 235H61V231H60ZM102 235L104 236V233ZM132 235L133 234L131 233V237H133ZM140 235L142 238V234H140ZM215 235H217V232L215 233ZM6 236L7 237H4V238L1 236L4 239L3 240L4 242H5V238L8 240V238L10 239L11 236H13V235H11V236L6 235ZM103 236H101V237L104 238ZM107 236H109V235L107 234ZM155 236H156V234H155ZM213 236H211V237H213ZM25 237H26V239H25ZM200 237H201V234H200ZM121 238H123V237L121 236ZM204 238H202V239H204ZM81 239L83 240V242L81 243L82 247L80 244V241H82ZM94 239L95 238H93V240ZM172 239H174L173 243H171ZM185 239L187 240L186 241L187 243H189L188 240L191 241V239H187V238H185ZM202 239H201V241H202ZM220 239H222V238H220ZM49 240H51L52 243H50ZM104 240H106V239L104 238ZM207 240H209V238L206 239V242H207ZM195 241H198V238L196 240H194L193 242H195ZM210 241H211V239H210ZM220 241H222V242H220ZM254 241H257V240H254ZM261 241H263V239ZM204 242H202V243H204ZM15 243H17V242H15ZM74 243H72V244L74 245ZM132 243H133V241H132ZM207 243H209V242H207ZM253 243H250V244L253 245ZM139 244H140V242H139ZM195 244L197 247V243H195ZM243 244H246L245 246L250 247L249 246L250 244L248 245L247 242H245ZM257 244H258V242H257ZM257 244L255 245V247L257 246ZM14 245L17 249V245L16 244H14ZM79 245H80V247H79ZM185 246H183V247H185ZM180 247H181V245H180ZM183 247H181V248H183ZM257 247H259V245ZM11 248L13 250L10 251ZM131 248H132V246H131ZM21 249H20V251H22ZM139 249H140V247H139ZM248 249L250 250V248H248ZM183 250H185V248ZM124 251H125V248H124ZM254 251H257V249ZM186 253H187V251H186ZM254 253H253V255H255ZM256 254H259V252ZM259 256H260V254H259ZM5 257H7V258L5 260H3ZM142 258H143V256H142ZM250 259H251V257H250ZM263 260H264V257H263ZM139 261H138V263H139ZM142 262H143V260L141 261V264H142Z\"/></svg>",
  "mask_w": 264,
  "mask_h": 264
}]
</instances>
